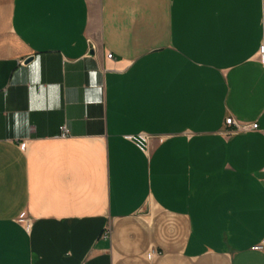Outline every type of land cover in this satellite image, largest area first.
<instances>
[{
	"label": "crops",
	"instance_id": "crops-1",
	"mask_svg": "<svg viewBox=\"0 0 264 264\" xmlns=\"http://www.w3.org/2000/svg\"><path fill=\"white\" fill-rule=\"evenodd\" d=\"M262 46L264 0H0V264H264Z\"/></svg>",
	"mask_w": 264,
	"mask_h": 264
},
{
	"label": "built area",
	"instance_id": "built-area-1",
	"mask_svg": "<svg viewBox=\"0 0 264 264\" xmlns=\"http://www.w3.org/2000/svg\"><path fill=\"white\" fill-rule=\"evenodd\" d=\"M259 56L261 59L262 64H264V46H262L259 50ZM112 54H109L108 56H106L109 60H112L113 57ZM257 128H259V125L257 123H253V124H241L239 122H237L234 118H227L226 122H225V129L222 130L223 135L226 137H230L232 135H235L237 133L240 132H249V131H256ZM67 130L66 128H63V135L62 137H65L67 135ZM130 141H132L133 143H135L138 148L142 149V150H146V146L150 140L149 136H147L146 134H141L138 137H129L128 138ZM27 149V145L26 143L21 145V150L24 152ZM25 226L27 228V230L30 228L31 226V222L30 221H25ZM111 237V231L109 229H107L104 234L103 237L104 239H110ZM254 250L256 251H262L264 252V242L262 244H260V246H255ZM152 256H156L159 253L156 252L155 250L151 251Z\"/></svg>",
	"mask_w": 264,
	"mask_h": 264
},
{
	"label": "water",
	"instance_id": "water-1",
	"mask_svg": "<svg viewBox=\"0 0 264 264\" xmlns=\"http://www.w3.org/2000/svg\"><path fill=\"white\" fill-rule=\"evenodd\" d=\"M31 59H32V58H29L28 60H26V63H29V62H31Z\"/></svg>",
	"mask_w": 264,
	"mask_h": 264
}]
</instances>
